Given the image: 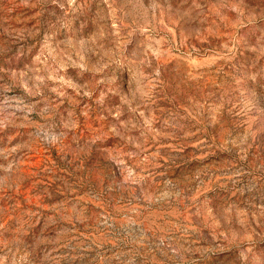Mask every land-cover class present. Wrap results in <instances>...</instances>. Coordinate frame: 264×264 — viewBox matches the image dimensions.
<instances>
[{"label": "rangeland", "instance_id": "rangeland-1", "mask_svg": "<svg viewBox=\"0 0 264 264\" xmlns=\"http://www.w3.org/2000/svg\"><path fill=\"white\" fill-rule=\"evenodd\" d=\"M0 264H264V0H0Z\"/></svg>", "mask_w": 264, "mask_h": 264}]
</instances>
